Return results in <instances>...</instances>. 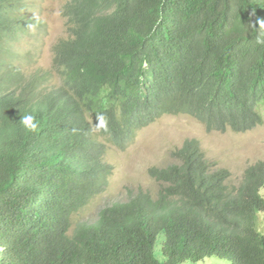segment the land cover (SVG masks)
<instances>
[{"label":"trees","instance_id":"16d2710c","mask_svg":"<svg viewBox=\"0 0 264 264\" xmlns=\"http://www.w3.org/2000/svg\"><path fill=\"white\" fill-rule=\"evenodd\" d=\"M20 5L0 0V264H264V160L230 187L196 140L149 170L156 199L139 192L69 235L72 216L107 188L104 142L124 149L162 116L234 133L263 123L264 0H65L53 84L6 63V40L32 23ZM28 112L35 133L19 124ZM98 114L107 132L92 130Z\"/></svg>","mask_w":264,"mask_h":264},{"label":"rangeland","instance_id":"374dc122","mask_svg":"<svg viewBox=\"0 0 264 264\" xmlns=\"http://www.w3.org/2000/svg\"><path fill=\"white\" fill-rule=\"evenodd\" d=\"M64 5L65 0H21L17 15L31 19L32 23L22 30H15L16 39H7L5 43L9 50L6 63L24 78L46 74L52 84L58 82L52 61L55 45L67 34L62 17ZM260 113L264 117L263 106ZM186 140L198 142L212 171L229 172L226 184L230 187L238 185L249 166L264 160V121L249 131L234 133L231 130L207 131L204 124L186 115L162 116L138 130L124 149L104 142L103 160L110 166L107 188L72 216L69 235L79 225L94 223L103 209L127 202L139 192L149 193L156 199L161 184L150 177L149 170L173 164V153ZM260 194L264 198V187ZM256 228L264 234L263 212L257 214ZM163 241L164 236L160 235L155 247L160 261H164L161 253ZM213 260L229 264L227 260L216 257L182 264H212Z\"/></svg>","mask_w":264,"mask_h":264},{"label":"clouds","instance_id":"9594fccd","mask_svg":"<svg viewBox=\"0 0 264 264\" xmlns=\"http://www.w3.org/2000/svg\"><path fill=\"white\" fill-rule=\"evenodd\" d=\"M257 24H258L259 29L264 30V21H257ZM258 43L264 44V31H262V38L258 40ZM52 66H53V63H52ZM43 75H46V74H43ZM20 116H21V119L19 121V124L22 125L26 131L35 133L39 130L40 122L36 118L34 113L28 112ZM96 121L97 123L94 126L92 125V130L96 132H99L101 130L103 132L108 131V118L105 114L96 115ZM212 264H222V262L213 260Z\"/></svg>","mask_w":264,"mask_h":264}]
</instances>
